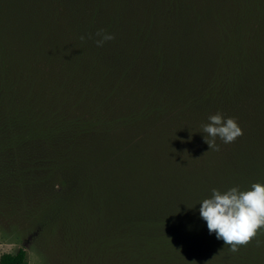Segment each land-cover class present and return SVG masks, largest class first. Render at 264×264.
<instances>
[{"label": "trees", "instance_id": "obj_1", "mask_svg": "<svg viewBox=\"0 0 264 264\" xmlns=\"http://www.w3.org/2000/svg\"><path fill=\"white\" fill-rule=\"evenodd\" d=\"M100 29L113 39L97 46ZM217 111L242 131L209 147ZM253 182L264 0H0V224L63 222L73 264H264V227L231 251L198 211Z\"/></svg>", "mask_w": 264, "mask_h": 264}, {"label": "clouds", "instance_id": "obj_2", "mask_svg": "<svg viewBox=\"0 0 264 264\" xmlns=\"http://www.w3.org/2000/svg\"><path fill=\"white\" fill-rule=\"evenodd\" d=\"M95 35L97 46L113 39V35L103 29L97 30ZM207 121L201 131L206 134L204 138L209 147L215 145L217 138L230 143L241 134L236 120L219 111L209 114ZM210 191L209 196L199 200V216L206 222L209 234L214 233L231 251H236L258 228L264 227V182H253L244 190L231 186L223 191L215 187Z\"/></svg>", "mask_w": 264, "mask_h": 264}, {"label": "rangeland", "instance_id": "obj_3", "mask_svg": "<svg viewBox=\"0 0 264 264\" xmlns=\"http://www.w3.org/2000/svg\"><path fill=\"white\" fill-rule=\"evenodd\" d=\"M52 182L51 191L53 188L52 192L57 193L55 197L66 193L69 195L78 183L77 178H73L72 174L59 177ZM65 213L68 214V210ZM58 224L53 228H47V235L44 234L42 224H33L29 220L13 219L2 222L0 224V254L13 252L22 247L26 250V264H73L68 257L70 249L66 246V240L71 242L75 238L66 239L69 229L66 225H62L63 222L59 221ZM70 225L74 228L79 227L77 223ZM51 230L55 233L50 234ZM74 230L79 234L81 232L80 228Z\"/></svg>", "mask_w": 264, "mask_h": 264}]
</instances>
